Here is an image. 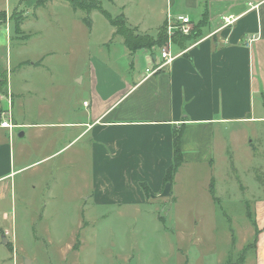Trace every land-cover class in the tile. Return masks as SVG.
<instances>
[{"label": "rangeland", "instance_id": "obj_1", "mask_svg": "<svg viewBox=\"0 0 264 264\" xmlns=\"http://www.w3.org/2000/svg\"><path fill=\"white\" fill-rule=\"evenodd\" d=\"M95 1L111 17L122 13L130 26L145 20L151 23L160 10L166 9L165 0ZM83 16L90 26L81 20ZM0 30L8 34L3 57L0 51V68L7 67L16 86H22L23 79L28 81L25 86L33 92L22 96L24 100L30 98L31 109L43 98L52 99L63 86L67 93L72 90L77 99H88L87 78L93 69L99 77L107 74L114 78L118 72L128 73L135 66L143 73L147 65L139 59L137 64L132 63L136 54L123 46L120 35L113 34L114 28L99 9L75 11L69 0H0ZM135 31L144 34L138 27ZM154 50L159 54L162 48ZM40 56L43 57L36 62L38 68L28 64ZM82 77L84 81L79 82ZM258 100L257 97L254 104L260 110ZM5 104L6 98L0 99V107ZM34 116L32 111L30 118ZM57 130H49L55 139L51 148H57L60 142ZM19 131L14 129L16 141ZM24 141L27 163L48 153L45 152L48 147L41 149L39 144L36 147L32 139L26 137ZM211 151V162L192 159L179 166L171 193L161 196V192L152 191L148 198L143 197L144 203L133 204L94 205L89 192L84 190L92 172L85 157L68 165L63 161L66 153H57L47 161L30 164L14 178L16 195L25 193L30 201V209L18 217L27 255L14 257L15 262L24 264L25 259L30 264L237 262L242 248L253 242L255 229L251 219L258 200L255 197L264 195V122L244 119L218 126ZM85 195L86 200L82 198ZM82 218V227L77 228ZM75 228L78 240L71 241L70 231ZM29 229L32 239L28 237ZM7 235L10 232L5 230L4 237ZM65 241L72 245L71 249L59 246ZM250 250L252 247L246 250L243 264H254L255 255ZM8 264H13V260Z\"/></svg>", "mask_w": 264, "mask_h": 264}, {"label": "crops", "instance_id": "obj_2", "mask_svg": "<svg viewBox=\"0 0 264 264\" xmlns=\"http://www.w3.org/2000/svg\"><path fill=\"white\" fill-rule=\"evenodd\" d=\"M165 2L166 9L159 11L155 21L132 26L156 34L166 27L167 14L173 20L189 16L197 22L205 8L207 18L195 39H171L169 47L174 58L156 73L148 75L145 70L160 63L159 54L140 51L132 63L137 64L139 59L147 64L145 72H138L135 66L128 73L118 72L114 78L105 74L107 77L102 78L93 69L87 78L88 99H77L63 86L52 99L43 98L31 109L30 98L24 100L22 96L33 92L25 86L28 81L23 79L22 86L14 85L7 67L2 65L6 88L5 95L0 91V99L6 98L7 104L0 107V114L7 111L15 126H0V264H8L10 259L18 264L14 257L27 255L18 217L30 209V201L25 193L16 195L14 178L30 164L47 161L57 153H66L63 161L68 165L85 157L92 172L84 190L94 205L144 203L139 182L147 183L156 194L161 192L166 166L173 158L175 129H182L181 164L192 159L211 162V144L218 126L244 119L264 122V0ZM225 16H233L234 21L225 24ZM5 43L8 34L0 30L1 57ZM42 57L27 62L38 68L36 62ZM257 97L260 110L254 104ZM23 106L27 107L23 110ZM32 111L35 116L30 118ZM15 128L20 130L18 141ZM51 128L58 129L57 148H51L55 143ZM26 137L36 147H48V153L27 163ZM255 199L253 219L258 233L250 251L255 255L254 264H264V195L257 194ZM82 222L83 218L78 220L77 228ZM5 230L10 235L4 237ZM28 233L32 239L30 229ZM70 233L71 241L78 240L76 228ZM59 246L72 247L67 241Z\"/></svg>", "mask_w": 264, "mask_h": 264}, {"label": "trees", "instance_id": "obj_3", "mask_svg": "<svg viewBox=\"0 0 264 264\" xmlns=\"http://www.w3.org/2000/svg\"><path fill=\"white\" fill-rule=\"evenodd\" d=\"M70 5L72 8L76 10H85L86 12H89L91 9H99L101 13L104 15V17L108 20L110 25L114 28L113 34L120 35L122 37V44L123 46L130 50V52L136 53L144 50H148L150 53L154 54V49L159 47H162L165 45L167 41V32L165 25L159 28L156 34H140L135 31V28H133L130 25H127L125 23V20L123 18V14L121 13L118 16L111 17V15L106 12L104 9H102L100 4H97L95 0H69ZM206 9L203 8V12L201 15V19L194 23V27L191 30V33L189 35H182L179 32L174 34L175 36L172 39L179 38L183 41H189V39H195L196 37L200 36L202 26L204 25L206 21ZM82 21L86 22L88 26H90L89 20H87L84 16L81 18ZM6 88V74L4 70L0 68V91L5 92ZM181 134L182 129L181 127L179 129H175L173 132V158L171 162L166 166L165 173L162 178L163 186L165 182H169L172 185V180L174 178L175 173L177 172V169L183 162V152L181 150ZM140 187L143 191L144 197L148 198L150 194L152 193L149 185L145 182H139ZM214 184L211 183L210 185V192L213 195L214 194ZM214 197V196H213ZM249 219H251V215L248 214ZM252 225L255 226V234L253 238V242L245 247L242 248V252L240 254V258L237 262H233L231 264H240L244 261V254L246 250H248L249 247L255 246L256 243V234L258 233L257 225H255L254 219H251Z\"/></svg>", "mask_w": 264, "mask_h": 264}, {"label": "built area", "instance_id": "obj_4", "mask_svg": "<svg viewBox=\"0 0 264 264\" xmlns=\"http://www.w3.org/2000/svg\"><path fill=\"white\" fill-rule=\"evenodd\" d=\"M174 17L167 14V24H166V32H167V41L166 45L162 46V50L159 53L160 63L153 68H146V74H153L159 71L161 68L170 63V61L174 58V56L170 53L169 43L171 39L174 37V34L179 32L182 35H189L191 30L194 27V21L189 16H177L173 20ZM225 24H230L234 21L233 16H225L223 17ZM86 104V103H84ZM6 114H0V126L6 128H13L15 125L12 124L9 113L6 111Z\"/></svg>", "mask_w": 264, "mask_h": 264}, {"label": "water", "instance_id": "obj_5", "mask_svg": "<svg viewBox=\"0 0 264 264\" xmlns=\"http://www.w3.org/2000/svg\"><path fill=\"white\" fill-rule=\"evenodd\" d=\"M171 190V183L169 182H165L163 189L160 193L161 196L163 195H168L170 193ZM24 264H30V261H28L27 259H25V263Z\"/></svg>", "mask_w": 264, "mask_h": 264}]
</instances>
